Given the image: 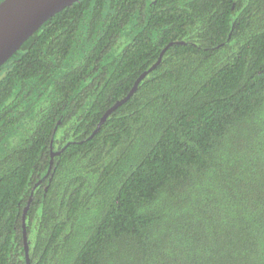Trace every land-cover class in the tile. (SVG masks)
Segmentation results:
<instances>
[{
    "label": "trees",
    "instance_id": "obj_1",
    "mask_svg": "<svg viewBox=\"0 0 264 264\" xmlns=\"http://www.w3.org/2000/svg\"><path fill=\"white\" fill-rule=\"evenodd\" d=\"M30 198V264H264V0L44 22L0 67V264H26Z\"/></svg>",
    "mask_w": 264,
    "mask_h": 264
},
{
    "label": "water",
    "instance_id": "obj_2",
    "mask_svg": "<svg viewBox=\"0 0 264 264\" xmlns=\"http://www.w3.org/2000/svg\"><path fill=\"white\" fill-rule=\"evenodd\" d=\"M78 1L79 0H2L0 2V67L43 25L44 22L64 8ZM173 44L179 45L184 43H170L162 50L158 60L138 77L129 93L104 113L93 135L98 132L108 116L133 95L141 80L160 64L163 53ZM58 154L59 152L52 153L51 158ZM30 201L31 198L22 216L26 264H30V260L29 246L26 237L25 213Z\"/></svg>",
    "mask_w": 264,
    "mask_h": 264
}]
</instances>
